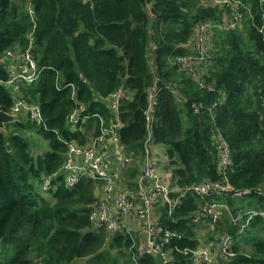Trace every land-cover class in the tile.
Masks as SVG:
<instances>
[{
    "label": "trees",
    "instance_id": "trees-1",
    "mask_svg": "<svg viewBox=\"0 0 264 264\" xmlns=\"http://www.w3.org/2000/svg\"><path fill=\"white\" fill-rule=\"evenodd\" d=\"M242 2L249 9L243 28L213 26L207 60L196 64L192 75L179 68L176 57L192 51L188 42L195 24L221 21L224 8L199 0H0V58L8 49L24 50L32 38L39 76L16 84L40 106L44 118L42 124L28 115V122L17 117L7 122L36 127L51 146L35 156L23 134L6 138L0 127V264H68L75 259L83 264L134 263L129 250L133 235L116 232L111 237L91 225L97 180L83 175L69 187L60 173L70 141L83 143L117 119L99 96L120 87L126 94L119 104L118 130L125 149L135 152L131 177L139 171L143 140L151 130L154 141L164 146L171 184L219 178L212 138L218 130L230 148L229 182L252 190L264 185V27L259 30L264 5ZM8 78L0 63V109L5 111L13 104ZM154 82L147 125V90ZM77 104L83 105L82 114H91L73 126L68 114ZM55 172L44 195L37 181ZM206 198L228 206L213 227L193 220L203 199L187 191L171 211L165 206L158 210L159 236L165 229L175 232L166 244L170 258L164 262L146 254L139 263L192 264L183 249L198 242L205 225L208 239L231 234L236 250L231 258L212 264H264V195L251 191ZM236 209L257 211L241 231L247 214L233 220Z\"/></svg>",
    "mask_w": 264,
    "mask_h": 264
},
{
    "label": "built area",
    "instance_id": "built-area-1",
    "mask_svg": "<svg viewBox=\"0 0 264 264\" xmlns=\"http://www.w3.org/2000/svg\"><path fill=\"white\" fill-rule=\"evenodd\" d=\"M258 1L262 7L264 0ZM199 2L224 8L225 14L219 22L205 19L198 21L194 26L193 37L188 42L192 51L176 57L179 68L191 72L192 75H196V64L205 63L207 60V40L211 28L213 26L222 30L242 28L249 16V9L245 8L242 0H199ZM34 12L33 5L29 4L31 17L34 16ZM261 16L260 31L264 27V10ZM29 38H31V34ZM32 50L31 38L24 50L8 49L2 54L0 63L9 72V78L5 82L12 84V88H18L17 81L32 82L39 76L40 70ZM72 87L74 94L75 86L72 85ZM155 93L154 82L147 90L145 107L147 125L152 117ZM125 94L126 90L120 87L107 96L109 99L107 103L117 118L114 122L104 126L99 133L89 136L83 143L76 140L68 143L60 173L63 168L64 182L69 187L73 186L83 175H89L96 179L99 190L103 184L102 195L94 201L90 210L91 225L105 229L108 234L126 232L133 235L134 241L129 248L132 250L133 264H140L139 256L146 254L159 256L165 262L171 256L170 249L166 247V244L169 238L175 235V232L165 229L163 236H159L162 227L158 224L157 215L161 206H165L168 211H171L173 205L180 201L181 196L190 191L203 199L192 213L193 220L213 227L221 216V210L227 209V205L215 199H208L207 196L222 194L242 196L251 191L264 195V186L252 190L249 187H235L229 182L227 169L232 164L230 148L225 137L218 130L213 132L212 138L218 154L219 178L193 181L185 186L171 184L169 171L161 170L160 160L155 149L157 143L152 137L151 130H147L143 140V154L139 171L134 177H131L128 171L135 165V152L125 149L118 130L121 125L118 119L119 104ZM83 109L82 104L74 106L68 114V123L74 126L80 120L85 121L91 113L82 114ZM194 109L197 107L194 106ZM7 112L13 114L15 118L20 113H24L37 124L44 122L40 106L30 102L23 94L19 99L13 101ZM56 174L55 172L43 176L41 182L44 192L50 190ZM254 213L257 211L253 209H236L234 211L233 220L242 219L247 214L238 231L243 229L249 217ZM260 213L264 212L260 211ZM197 240L198 242L194 246L183 249L192 264H212L236 255V250L232 247L233 237L229 233H221L216 239L210 241H205L202 238Z\"/></svg>",
    "mask_w": 264,
    "mask_h": 264
},
{
    "label": "rangeland",
    "instance_id": "rangeland-1",
    "mask_svg": "<svg viewBox=\"0 0 264 264\" xmlns=\"http://www.w3.org/2000/svg\"><path fill=\"white\" fill-rule=\"evenodd\" d=\"M10 92H11L13 101H16L22 95V92L17 87L16 88H10ZM99 98L102 101H104V102H109V99L107 98V96L106 97L99 96ZM18 117L22 121H24V122L27 121L28 122V119H27V117H26V115L24 113H20ZM2 128H3L4 132H5L6 138H9V136L12 133H15V132H19V133L23 134L24 137H25V140L28 143V145H27L28 146V149L35 156L38 155L39 153H42V152H44L46 150H49L51 148L48 139L45 138L41 133H39L37 131L36 127L18 128V127H15L12 123L4 122V126ZM155 149L157 151L156 155H157V157L160 160L161 170H163V167L165 168V163H166V160H167L166 155H165V152H164V146L162 144H160V143H157V144H155ZM138 162H139V168H140V160H138ZM37 188H38V190L41 193H43L44 195H47V193L42 190V182H41V180H38L37 181ZM102 192H103V184L101 185L100 190L98 188L97 196L100 197L102 195ZM208 231H209L208 230V227L205 226V225H202L200 227L198 233L199 234L202 233V235L204 233L206 235L208 233ZM114 234L115 233H111L109 236L113 237ZM215 235H217V234H214V236ZM201 237L202 238H207V236H201ZM1 250L2 249L0 247V251Z\"/></svg>",
    "mask_w": 264,
    "mask_h": 264
},
{
    "label": "water",
    "instance_id": "water-1",
    "mask_svg": "<svg viewBox=\"0 0 264 264\" xmlns=\"http://www.w3.org/2000/svg\"><path fill=\"white\" fill-rule=\"evenodd\" d=\"M12 84H8L9 88H12ZM15 116L11 113H8L5 110H0V127L4 126V122L14 120ZM64 169H61V172L63 173Z\"/></svg>",
    "mask_w": 264,
    "mask_h": 264
},
{
    "label": "crops",
    "instance_id": "crops-1",
    "mask_svg": "<svg viewBox=\"0 0 264 264\" xmlns=\"http://www.w3.org/2000/svg\"><path fill=\"white\" fill-rule=\"evenodd\" d=\"M26 115V114H25ZM19 118V117H18ZM141 161V160H140ZM164 168V167H163ZM163 170H166L165 168L163 169ZM219 169H218V160H217V171H218ZM168 172V171H167ZM169 175V174H168ZM264 186V185H263ZM96 193H98V188H96ZM227 209H228V206H227ZM201 234V235H200ZM198 233V238H202L201 236H205V234L203 233V235H202V233ZM220 235V234H219ZM218 235V236H219ZM203 240H208V241H210V240H214V239H208V238H202ZM83 259H75V260H73L71 263H69V264H83V261H82Z\"/></svg>",
    "mask_w": 264,
    "mask_h": 264
}]
</instances>
